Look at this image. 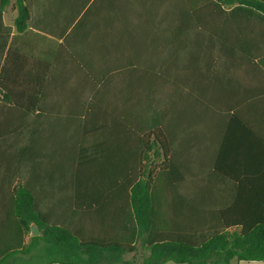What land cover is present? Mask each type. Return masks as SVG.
<instances>
[{
    "label": "trees",
    "instance_id": "trees-1",
    "mask_svg": "<svg viewBox=\"0 0 264 264\" xmlns=\"http://www.w3.org/2000/svg\"><path fill=\"white\" fill-rule=\"evenodd\" d=\"M87 5L69 18L60 3L62 15L52 18L53 2L16 0L10 26L4 12L11 0H0V93L10 109L0 110V213L15 224L2 262L15 264L23 253L30 256L23 264H32L42 242L54 252L40 259L46 264L264 261V110H218L217 125L207 117L205 129L182 132L159 114L121 110L119 122L129 128L117 131L119 142L132 145L118 156L107 152L111 137L98 129L97 110H34L33 97L60 85L54 79L65 63L84 68L94 58L89 44L81 56L71 44L93 21L81 16ZM121 8L122 45L144 11L156 32L167 25L185 44L195 35L185 49L195 65L186 68L202 81L222 84L227 64L240 61L264 77V0H133ZM112 21L103 20L106 59ZM32 223L40 236H30ZM139 245L147 256L126 260Z\"/></svg>",
    "mask_w": 264,
    "mask_h": 264
},
{
    "label": "crops",
    "instance_id": "crops-1",
    "mask_svg": "<svg viewBox=\"0 0 264 264\" xmlns=\"http://www.w3.org/2000/svg\"><path fill=\"white\" fill-rule=\"evenodd\" d=\"M15 1L11 0V6L4 12L5 23L10 26L14 25L17 15V11L13 9ZM48 1L56 6L49 14L52 18L62 15V12L57 11V5L60 3H64V17L69 18L76 16L79 5L89 4L81 16L90 15V20L93 21H86L77 30L71 44L80 56L88 49L89 44L94 58L86 61L84 68L73 60L65 63L64 74L54 79V82L60 85H49L45 98L33 97L34 110H97L98 129L106 133L108 138L111 137L108 140V146H111L108 153L118 156L122 145L131 148L130 140H127V144H120L117 135L121 127L129 128V123L127 126H121L119 122L123 111L130 116L135 114V111L142 110L145 118H153L159 114L163 124L169 121V129L182 132L194 130L198 125L205 129L207 117L210 125H217L218 110H264V77L258 72L254 74L247 62H228L230 69L225 72L222 84L211 79L202 81L194 74L193 69L186 68H193L195 65V61L185 59V49L187 46L193 47L195 35H189L185 44V36L181 34L179 40H176L170 36L167 25L160 23L156 32V27L153 29L142 19L144 11L141 15L140 12L135 13V19L129 23L132 32L127 43L122 45L119 21L123 15L121 4L133 0ZM95 2H98L95 9L88 11ZM7 15H10L9 22ZM158 16L168 18L172 17V14L160 12ZM105 18L113 19L111 25L116 32L112 40L111 59H106L107 56L100 47L105 39ZM37 98L42 99L40 109ZM0 103L3 104L0 110H10L1 93ZM116 118L118 122H115ZM90 127L91 125L84 124L82 128ZM14 227V222H10L9 226L6 215L0 213V264H8V261L2 260L3 254H7L9 250L7 242L13 235ZM137 253L144 254L142 259L147 256V250L139 245L137 250L127 254L125 259H139ZM47 254L54 252H47L42 242L32 252V264H46L40 259ZM29 257L17 253L13 262L23 264ZM81 257L90 258L85 254ZM170 263L171 261L164 264ZM232 264H264V261L234 260Z\"/></svg>",
    "mask_w": 264,
    "mask_h": 264
},
{
    "label": "water",
    "instance_id": "water-1",
    "mask_svg": "<svg viewBox=\"0 0 264 264\" xmlns=\"http://www.w3.org/2000/svg\"><path fill=\"white\" fill-rule=\"evenodd\" d=\"M41 231L39 226L36 223H32L31 224V232H30V236L31 237H36V236H40Z\"/></svg>",
    "mask_w": 264,
    "mask_h": 264
},
{
    "label": "rangeland",
    "instance_id": "rangeland-1",
    "mask_svg": "<svg viewBox=\"0 0 264 264\" xmlns=\"http://www.w3.org/2000/svg\"><path fill=\"white\" fill-rule=\"evenodd\" d=\"M7 20H8V22L11 21V20H10V15H9V17H8V15H7ZM143 255H144V254H142V253H137L136 256H137L139 259H137V258H136V259H137L138 261H142L141 259H142V256H143ZM170 264H176V263L171 262Z\"/></svg>",
    "mask_w": 264,
    "mask_h": 264
}]
</instances>
